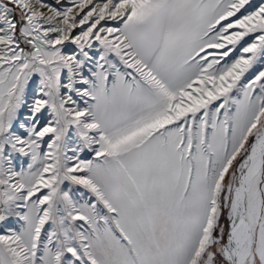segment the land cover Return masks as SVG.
I'll use <instances>...</instances> for the list:
<instances>
[{"label": "snow or ice", "instance_id": "snow-or-ice-1", "mask_svg": "<svg viewBox=\"0 0 264 264\" xmlns=\"http://www.w3.org/2000/svg\"><path fill=\"white\" fill-rule=\"evenodd\" d=\"M0 264H264V0H0Z\"/></svg>", "mask_w": 264, "mask_h": 264}]
</instances>
